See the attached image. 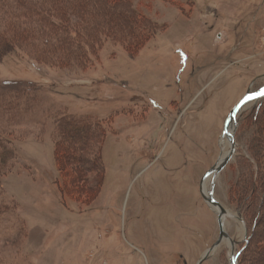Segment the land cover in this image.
<instances>
[{
    "label": "rangeland",
    "instance_id": "rangeland-1",
    "mask_svg": "<svg viewBox=\"0 0 264 264\" xmlns=\"http://www.w3.org/2000/svg\"><path fill=\"white\" fill-rule=\"evenodd\" d=\"M129 1L153 31L137 52L108 40L84 69L39 62L30 46L0 57L10 100L0 126L16 157L2 158L0 264H198L219 237L200 181L230 150L221 135L232 108L264 87V0ZM17 84L35 96H13ZM262 99L237 116L233 159L208 183L230 214L234 249L224 241L202 264H232L262 200L260 191L252 200L250 127ZM56 114L89 116L106 132L95 201L61 191Z\"/></svg>",
    "mask_w": 264,
    "mask_h": 264
},
{
    "label": "trees",
    "instance_id": "trees-1",
    "mask_svg": "<svg viewBox=\"0 0 264 264\" xmlns=\"http://www.w3.org/2000/svg\"><path fill=\"white\" fill-rule=\"evenodd\" d=\"M5 3L0 1V57L15 46H30L26 50L34 51L39 62L49 60L66 68L70 59L75 67L84 69L89 55L97 57L99 46L108 40L121 43L128 52L134 53L153 36L150 24L129 0H13L15 5ZM33 86L17 84L9 91L15 97L24 92L35 96ZM4 89L6 86L0 81L1 116L8 102L10 104V100H2ZM56 120L54 157L61 176V191L76 201H95L105 178L102 152L106 132L89 116L56 114ZM250 127L256 134L251 141L253 163L260 172L252 186V200L257 199L256 191L262 192L263 197L253 206L249 234L238 264H264V228L261 229L264 227V97L252 115ZM6 130L0 126V187L1 178L7 173L2 158L8 154L16 158L14 149L10 148L11 142L4 135ZM1 202L0 199V216L8 207Z\"/></svg>",
    "mask_w": 264,
    "mask_h": 264
},
{
    "label": "water",
    "instance_id": "water-1",
    "mask_svg": "<svg viewBox=\"0 0 264 264\" xmlns=\"http://www.w3.org/2000/svg\"><path fill=\"white\" fill-rule=\"evenodd\" d=\"M264 96V87L260 88L256 92H248L246 96L239 101L235 107L229 113L225 125H224V132H223V139L226 137L230 142V150L227 153H224L219 161L205 174L202 178L200 183V192L204 199V201L208 204V206L217 214L218 217V225L220 229V234L218 240L215 244L207 250L205 255L201 258L198 264H202L204 261L208 260V258L212 255L213 252L217 250V248L224 242L225 240L229 241L234 249V240L230 238L229 234L226 231V218L230 216L228 211L222 206V204L217 201L214 197L213 193V184L212 190L208 191L205 188V183L209 180L210 177L216 178L229 164V162L233 159V156L236 151V140H235V128H236V120L239 113L246 107V105L254 99H258ZM232 123H235V126H232ZM231 263L237 264V255L232 250L231 252Z\"/></svg>",
    "mask_w": 264,
    "mask_h": 264
},
{
    "label": "bare ground",
    "instance_id": "bare-ground-1",
    "mask_svg": "<svg viewBox=\"0 0 264 264\" xmlns=\"http://www.w3.org/2000/svg\"><path fill=\"white\" fill-rule=\"evenodd\" d=\"M232 126H235V123H232ZM228 141H229V140H228ZM229 147H230V143L228 142V144L226 143V148H229ZM226 153H227V152H226ZM211 178H212V177H211ZM211 178H210V179H211ZM210 179H209V180H210ZM209 180H207L206 183H205V185H204L206 189L208 188Z\"/></svg>",
    "mask_w": 264,
    "mask_h": 264
},
{
    "label": "flooded vegetation",
    "instance_id": "flooded-vegetation-1",
    "mask_svg": "<svg viewBox=\"0 0 264 264\" xmlns=\"http://www.w3.org/2000/svg\"><path fill=\"white\" fill-rule=\"evenodd\" d=\"M180 258H182V256Z\"/></svg>",
    "mask_w": 264,
    "mask_h": 264
}]
</instances>
